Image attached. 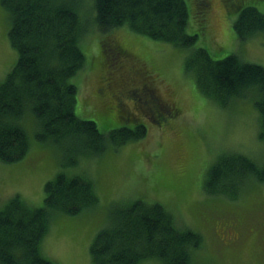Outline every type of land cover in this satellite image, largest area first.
<instances>
[{"label":"rangeland","instance_id":"1","mask_svg":"<svg viewBox=\"0 0 264 264\" xmlns=\"http://www.w3.org/2000/svg\"><path fill=\"white\" fill-rule=\"evenodd\" d=\"M240 1L210 0L209 22L207 11L206 20L198 23L191 11L188 31L199 34L197 45L206 47L215 59L236 53L264 66V32L240 42L234 29L240 6L251 4L264 11V0ZM92 2H82L81 15L88 26L93 24ZM187 2L191 9L193 3ZM9 27L0 3V83L17 59ZM111 32H101L94 24L82 40L86 65L71 78L78 87L76 113L95 120L106 134L112 128L133 127L144 120L147 134L63 167L62 149L36 138L35 118L29 112L23 121L29 152L17 162L0 161V209L17 195L32 207L43 206L46 182L64 169L90 177L99 201L78 214L52 216L41 251L58 264H93L91 243L107 224L112 206L137 199L162 204L180 227L202 235L201 247L193 250L192 264H264V181L246 184L236 199L209 195L204 188L210 166L224 152L242 153L264 163L260 114L252 97L237 98L222 107L205 96L185 72L186 50L124 27ZM107 35L109 49L114 40L128 52L120 64L104 61L107 54L102 43ZM146 83L152 100L176 108L175 116L159 124L146 112L149 108L141 109L131 90ZM103 87L107 96L99 91ZM147 100H151L150 94ZM140 264L162 261L153 257Z\"/></svg>","mask_w":264,"mask_h":264},{"label":"trees","instance_id":"2","mask_svg":"<svg viewBox=\"0 0 264 264\" xmlns=\"http://www.w3.org/2000/svg\"><path fill=\"white\" fill-rule=\"evenodd\" d=\"M189 1L191 9L187 0H93L90 17L92 26L109 35L124 27L186 50L184 70L205 96L222 107L234 99L252 97L264 140V66L236 53L215 59L206 47L197 45L199 34L188 31L190 12L196 23L209 22L210 0ZM82 2L0 0L10 21L9 40L17 50L16 62L0 83L1 162L20 161L29 152V136L23 125L29 112L35 118L36 138L62 149L63 167L147 134L144 120L133 127L112 128L106 134L95 120L76 113L78 87L71 78L86 65L82 40L92 27L81 15ZM239 9L234 29L240 42L264 32V11L251 4ZM109 35L102 43L107 54L104 61L120 64L128 52L114 40L109 49ZM146 84L131 90L141 109L149 108L146 112L159 124L175 116L176 108L166 103L167 108L162 109L166 106L152 100ZM99 91L107 96L104 87ZM148 92L151 100H147ZM252 181H264V163L229 151L210 166L204 188L209 195L236 199ZM45 191L41 207H32L17 195L0 209V264H58L41 251L52 216L78 214L99 201L90 177L64 169L46 182ZM202 241L199 232L180 227L162 204L137 199L112 206L109 220L94 237L90 251L93 264H140L153 257L160 258L162 264H192L193 250L200 248Z\"/></svg>","mask_w":264,"mask_h":264},{"label":"flooded vegetation","instance_id":"3","mask_svg":"<svg viewBox=\"0 0 264 264\" xmlns=\"http://www.w3.org/2000/svg\"><path fill=\"white\" fill-rule=\"evenodd\" d=\"M150 94V96H151V93L150 92H148V95Z\"/></svg>","mask_w":264,"mask_h":264}]
</instances>
